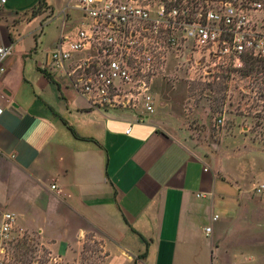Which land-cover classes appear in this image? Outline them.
I'll list each match as a JSON object with an SVG mask.
<instances>
[{"label":"crops","instance_id":"0c3cea01","mask_svg":"<svg viewBox=\"0 0 264 264\" xmlns=\"http://www.w3.org/2000/svg\"><path fill=\"white\" fill-rule=\"evenodd\" d=\"M40 2L0 11V46H13L0 79V224L15 213L13 234L69 264L89 235L103 264H264V142L239 123L202 142L183 110L160 104L93 105L52 59L82 12Z\"/></svg>","mask_w":264,"mask_h":264},{"label":"built area","instance_id":"2783aa9c","mask_svg":"<svg viewBox=\"0 0 264 264\" xmlns=\"http://www.w3.org/2000/svg\"><path fill=\"white\" fill-rule=\"evenodd\" d=\"M70 6L83 22L60 39L53 64L67 70L93 105L153 114L165 82L186 78L210 89L224 74L241 75L249 61L264 64V0H70ZM12 53V45L0 46V79ZM263 190L264 183L257 187ZM15 220V213H5L1 245L13 238ZM1 245L0 264H25ZM50 263L64 261L56 256Z\"/></svg>","mask_w":264,"mask_h":264},{"label":"rangeland","instance_id":"374dc122","mask_svg":"<svg viewBox=\"0 0 264 264\" xmlns=\"http://www.w3.org/2000/svg\"><path fill=\"white\" fill-rule=\"evenodd\" d=\"M253 65V61H249L245 71L234 79L230 74H224L219 84L210 89L200 81L190 84L186 78L165 82L166 87L156 91L158 104L166 106L167 110H183L188 129H194L197 139L202 142L216 143L223 123L229 128L239 123L257 140L264 142V67L260 66L259 71L257 66L253 69ZM207 125L210 128L207 129ZM12 237L2 245L14 259L25 264H52L50 261L54 256L37 236L14 233ZM101 250L99 241L89 235L84 254L75 264H103L105 255Z\"/></svg>","mask_w":264,"mask_h":264},{"label":"trees","instance_id":"16d2710c","mask_svg":"<svg viewBox=\"0 0 264 264\" xmlns=\"http://www.w3.org/2000/svg\"><path fill=\"white\" fill-rule=\"evenodd\" d=\"M43 3H44V0H41V2L39 3V8H41V6L43 5ZM253 63H254V65H253V69L257 66V68L259 69V71H261V69L262 68H260V66H263L264 67V64H262L259 60H253ZM44 73H45V75L49 78V79H51V80H54L53 79V76L51 75V73H49L47 70H44L43 71ZM28 240H29V238H28Z\"/></svg>","mask_w":264,"mask_h":264}]
</instances>
